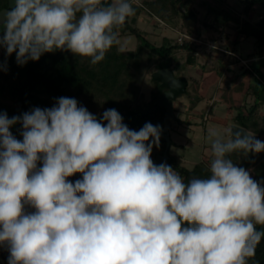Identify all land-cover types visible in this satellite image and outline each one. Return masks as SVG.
Here are the masks:
<instances>
[{
	"label": "clouds",
	"instance_id": "9594fccd",
	"mask_svg": "<svg viewBox=\"0 0 264 264\" xmlns=\"http://www.w3.org/2000/svg\"><path fill=\"white\" fill-rule=\"evenodd\" d=\"M134 14L131 0H14L0 12V47L20 65L58 50L95 65ZM17 123L22 141L10 131ZM161 132L150 122L130 129L116 109L98 119L70 97L0 113L8 264H249L264 238V185L229 157L264 152V141L210 130V176L185 183L151 158Z\"/></svg>",
	"mask_w": 264,
	"mask_h": 264
},
{
	"label": "trees",
	"instance_id": "16d2710c",
	"mask_svg": "<svg viewBox=\"0 0 264 264\" xmlns=\"http://www.w3.org/2000/svg\"><path fill=\"white\" fill-rule=\"evenodd\" d=\"M9 1L0 0V11L9 7ZM103 2L106 5L110 0H103ZM194 2V0H149L148 6L151 12L169 24L174 25L180 21L183 33L199 39L203 25L200 24V16ZM255 5H261L264 9V0H248L244 13L249 14ZM133 7L137 14L143 11L138 5ZM209 11L217 19L215 24H209L215 30H223L231 21L237 23L239 37L236 43H239L242 38H255V48L251 56L255 55L258 58H255L257 60L254 63L251 61L247 64L240 73L241 81L235 86V90L244 94L245 98L252 96L254 102L249 107H245L244 100L234 105L238 111L233 118L236 124L264 138V114L261 113V108L264 106V73L262 72L264 67V14L259 20L252 21L248 18L241 19L223 8L212 7ZM126 30L137 36L136 49L120 50L118 45H114L106 53L105 59L95 65L91 64L90 58L59 50L43 54L38 61L29 60L26 64L20 65L16 61L15 53L8 56L6 50L0 47V113H6L9 118L22 116L35 108H52L60 97H70L75 98L78 106L86 107L98 119H102L105 110L116 109L123 117V123L132 130L138 131L148 122L160 125L163 129L166 109L163 106L154 109V104L166 88L161 87L159 82H154L151 102L146 107L135 104L138 89L134 82L135 76L132 68L140 70L143 57L149 59L156 57L158 59L156 69L173 68L177 72L179 67L176 68L174 53L177 49L187 52V65H200L196 48L201 43H192L189 39H185L183 42L157 46L145 33L137 27H132L129 19L116 29L118 39L122 33H126ZM0 35H2V29H0ZM240 57L247 59L242 55ZM219 62L222 60H217L212 65L203 64L204 71L217 70L219 78L224 76L229 65L223 62L224 66L219 70L217 66ZM184 77L188 79L187 76ZM201 99L202 96L198 97L196 103ZM92 105L99 108V111L91 112L89 107ZM149 109L151 110L148 111ZM10 131L22 141V124L17 123ZM166 145V139L161 136L159 147L153 148L152 160L158 154L164 153ZM169 153L168 160L162 163L175 169L185 183L192 178L210 176L211 156L189 168L183 164L180 155L172 153L171 149ZM229 158L237 166L248 170L254 180L264 185V160L260 153H249L245 156L240 152H235ZM41 166L42 163L38 162V167ZM82 178V174L77 173L68 179L74 183ZM257 230L264 231V226L258 225ZM7 259L8 257L0 253V264H8ZM249 264H264V238L257 246L256 255L249 260Z\"/></svg>",
	"mask_w": 264,
	"mask_h": 264
},
{
	"label": "rangeland",
	"instance_id": "374dc122",
	"mask_svg": "<svg viewBox=\"0 0 264 264\" xmlns=\"http://www.w3.org/2000/svg\"><path fill=\"white\" fill-rule=\"evenodd\" d=\"M149 0H131L132 5L142 7L143 11L140 14H135L129 17L132 27H137L157 46L163 44H173L179 42V37L184 30L181 28V22L177 24H169L162 20L157 14L151 12L148 6ZM195 8L200 16V24L202 27V35L199 38L201 44L197 45L198 64L187 65V52L177 49L176 75L187 76L189 79L188 92L181 95L175 100L176 119L173 120L171 128V137L174 141L172 145V153L180 155L182 162L189 168L195 166L202 159H208L211 156L209 131L216 130L221 134L231 132V125L235 123L234 114L238 111L234 105L244 100L245 107H249L254 102L252 96L244 97V94L234 92L231 88H221L224 82L231 85L235 76H238L247 66L243 63H238L239 59L234 55L237 52L245 58H250L254 52L255 38H242L239 43H236L239 27L236 22H229L224 29L215 30L209 24H215L217 19L210 13L209 8H223L231 11L241 19H251L252 21L259 20L264 9L261 5H255L249 14L244 13L248 0H194ZM202 40L204 41L202 43ZM213 44L214 46H210ZM138 38L131 34L129 30L122 33L119 38L120 50L136 49ZM258 58V57H256ZM222 62L217 63L220 69L224 63L230 67L229 73H226L222 78L217 75V70L200 71L201 65H212L217 60ZM157 58L148 57L142 58L141 69L132 68L135 76V85L138 89L137 99L135 104L141 107H146L152 100L154 82L152 73L156 69ZM249 63V62H248ZM264 73V67L262 68ZM225 74V73H224ZM222 84V86H221ZM219 87L221 89H219ZM202 96L200 102L196 103L198 97ZM10 103V100H8ZM196 103V105H195ZM91 112H98L99 108L95 105L89 107ZM261 113L264 114V106L261 108ZM25 210L32 212L33 210L26 206ZM0 253L8 257L9 252L6 246H0ZM8 263V259L6 260Z\"/></svg>",
	"mask_w": 264,
	"mask_h": 264
},
{
	"label": "water",
	"instance_id": "95a60500",
	"mask_svg": "<svg viewBox=\"0 0 264 264\" xmlns=\"http://www.w3.org/2000/svg\"><path fill=\"white\" fill-rule=\"evenodd\" d=\"M14 6V0L9 1V7L2 9L0 12L10 10ZM152 80L155 82H159L161 87L166 88V91L157 99L154 104V109H157L158 106H163L166 109L165 113V123L164 127L161 132V136L166 139L167 145L163 154H158L153 162L156 165L161 164L163 161L168 160L170 157V149L172 145V137H171V128L173 125V120L176 119L175 114V106L174 102L178 99L181 95L187 93L188 88V79L184 76H177L176 71L173 68H164V69H157L152 73ZM149 109L148 111H150ZM240 131L242 135L250 133L255 135V138L264 141V138L259 137L258 135L254 134L246 127L240 124H232L231 125V132ZM263 160H264V152L260 153Z\"/></svg>",
	"mask_w": 264,
	"mask_h": 264
},
{
	"label": "crops",
	"instance_id": "0c3cea01",
	"mask_svg": "<svg viewBox=\"0 0 264 264\" xmlns=\"http://www.w3.org/2000/svg\"><path fill=\"white\" fill-rule=\"evenodd\" d=\"M237 55H239L237 52H235ZM240 56V55H239ZM257 56H255V55H253V56H251L250 58H247L248 60H250L249 61V63H251V61L254 63L257 59H255ZM220 60V59H219ZM238 63H243L242 61H238ZM244 64V63H243ZM203 65V64H202ZM201 65V68H200V71L202 72V73H205V71H204V68H203V66ZM230 67V66H229ZM229 67H227L226 68V70H225V74L224 75H226V73H229V71L231 70ZM223 77V76H222ZM222 77H220V78H222ZM234 78V81L232 82V84L231 85H227V83L226 82H224V85L222 86V84H221V88H226L225 90H228L229 88H231L234 92H237V93H240V92H238V91H236L235 90V86L241 81V79H242V77L240 76V74L238 75V76H235V77H233ZM223 79V78H222ZM220 87H219V89H221ZM241 94V93H240ZM237 113V112H236ZM235 113V114H236ZM234 114V115H235ZM234 117V116H233Z\"/></svg>",
	"mask_w": 264,
	"mask_h": 264
},
{
	"label": "built area",
	"instance_id": "2783aa9c",
	"mask_svg": "<svg viewBox=\"0 0 264 264\" xmlns=\"http://www.w3.org/2000/svg\"><path fill=\"white\" fill-rule=\"evenodd\" d=\"M185 39H189L192 43H201V40H200V39H198V38H196V37H194V36H191V35H189V34H186V33H181V35H180V37H179V41L183 42ZM202 42H203V41H202ZM209 45H210V46H214L213 44H210V43H209ZM234 55H235L240 61H242L245 65L249 64L248 62H249L250 60H248V59H243V58H241L239 55H237L236 53H234ZM263 57H264V55H263Z\"/></svg>",
	"mask_w": 264,
	"mask_h": 264
}]
</instances>
